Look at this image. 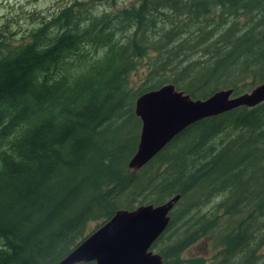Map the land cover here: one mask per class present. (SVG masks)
Returning a JSON list of instances; mask_svg holds the SVG:
<instances>
[{
  "label": "trees",
  "instance_id": "16d2710c",
  "mask_svg": "<svg viewBox=\"0 0 264 264\" xmlns=\"http://www.w3.org/2000/svg\"><path fill=\"white\" fill-rule=\"evenodd\" d=\"M77 5L23 44L0 31V264H56L115 211L174 196L150 248L162 264H189L180 254L209 237L216 264H255L264 102L188 126L135 175L126 164L140 94L171 84L204 99L264 80V0H136L97 14ZM138 65L145 73L131 88Z\"/></svg>",
  "mask_w": 264,
  "mask_h": 264
},
{
  "label": "water",
  "instance_id": "95a60500",
  "mask_svg": "<svg viewBox=\"0 0 264 264\" xmlns=\"http://www.w3.org/2000/svg\"><path fill=\"white\" fill-rule=\"evenodd\" d=\"M262 102L264 80L238 95L229 88L204 99H192L171 84L140 94L133 102L139 130L127 169L135 175L179 133L200 120ZM177 200L174 196L157 206L115 211L56 264H162L161 257L150 248L166 228L168 214Z\"/></svg>",
  "mask_w": 264,
  "mask_h": 264
},
{
  "label": "rangeland",
  "instance_id": "374dc122",
  "mask_svg": "<svg viewBox=\"0 0 264 264\" xmlns=\"http://www.w3.org/2000/svg\"><path fill=\"white\" fill-rule=\"evenodd\" d=\"M135 1L136 0H107L111 6L106 8L101 5V3L105 5V0H0V31L5 34L10 33L11 36L9 37L13 44H23L28 41V34L39 27L45 18L46 20L49 19L52 14L59 12L71 3L78 4L76 7L81 11L87 10L92 14H97L103 10L116 12ZM97 4L98 6H94ZM137 67V73L130 75L131 88H135V86L139 84L145 73L141 65ZM216 199L217 198L213 199V203ZM210 204L202 207L204 211L209 209ZM246 214L247 212H243L237 219L243 218ZM213 216H216V213H213ZM245 226H252V224L246 223ZM93 228V223H89L86 226L87 231ZM213 243L214 240L210 239V237L196 242L186 248L180 254L179 258L182 262H190L189 264H191V261L196 260H200L202 264H216L220 255L218 254L219 249ZM152 252L157 254L156 250H152ZM259 254L258 257H254L256 258L254 259V263L264 264V243L259 247Z\"/></svg>",
  "mask_w": 264,
  "mask_h": 264
},
{
  "label": "bare ground",
  "instance_id": "6f19581e",
  "mask_svg": "<svg viewBox=\"0 0 264 264\" xmlns=\"http://www.w3.org/2000/svg\"><path fill=\"white\" fill-rule=\"evenodd\" d=\"M178 91V90H177ZM232 111V110H231Z\"/></svg>",
  "mask_w": 264,
  "mask_h": 264
}]
</instances>
